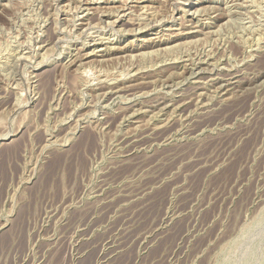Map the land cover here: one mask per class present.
Instances as JSON below:
<instances>
[{
  "label": "rangeland",
  "instance_id": "374dc122",
  "mask_svg": "<svg viewBox=\"0 0 264 264\" xmlns=\"http://www.w3.org/2000/svg\"><path fill=\"white\" fill-rule=\"evenodd\" d=\"M0 264H264V0H0Z\"/></svg>",
  "mask_w": 264,
  "mask_h": 264
},
{
  "label": "bare ground",
  "instance_id": "6f19581e",
  "mask_svg": "<svg viewBox=\"0 0 264 264\" xmlns=\"http://www.w3.org/2000/svg\"><path fill=\"white\" fill-rule=\"evenodd\" d=\"M95 10V9H94ZM55 33H56V31H55ZM171 34V33H170ZM173 34V33H172ZM15 50H17V49H15ZM84 55V54H83ZM88 55V54H87ZM45 61V60H44ZM137 66V65H136ZM197 71V70H196ZM144 82V81H143ZM223 82V81H222ZM139 84V83H138ZM128 85V84H127ZM126 86V85H125ZM115 87H117V86H115ZM113 88V87H112ZM112 88H111V90H112ZM119 88H121V87H119ZM113 89H115V88H113ZM121 89H123V88H121ZM112 92V91H111ZM105 94V93H104ZM155 111V110H154ZM1 242H2V240H1Z\"/></svg>",
  "mask_w": 264,
  "mask_h": 264
}]
</instances>
